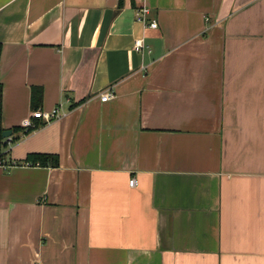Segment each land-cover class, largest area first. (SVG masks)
<instances>
[{
    "label": "crops",
    "instance_id": "obj_1",
    "mask_svg": "<svg viewBox=\"0 0 264 264\" xmlns=\"http://www.w3.org/2000/svg\"><path fill=\"white\" fill-rule=\"evenodd\" d=\"M0 44V264H264V0H0Z\"/></svg>",
    "mask_w": 264,
    "mask_h": 264
},
{
    "label": "built area",
    "instance_id": "obj_2",
    "mask_svg": "<svg viewBox=\"0 0 264 264\" xmlns=\"http://www.w3.org/2000/svg\"><path fill=\"white\" fill-rule=\"evenodd\" d=\"M149 14H150V9L147 7H141L139 9L136 10V20L138 22H141L144 26H148V27H152V28H156L158 26V23L153 20L152 22L149 23ZM134 48L137 51H142L145 48V44L144 41L142 39H138L136 40V42L134 43ZM112 97H114V94L111 91H106L103 92L101 94V99L102 101H108L109 99H111ZM66 112L62 109V106L59 105L55 108H53L50 111H45V110H36L32 113V117L34 119H41L43 120L45 123H51L54 120H58L64 116H66ZM23 126L26 127H33L34 123L31 119H26L22 122ZM10 137L6 138V140H8ZM136 183L135 179L130 180V184L132 186H134Z\"/></svg>",
    "mask_w": 264,
    "mask_h": 264
},
{
    "label": "trees",
    "instance_id": "obj_3",
    "mask_svg": "<svg viewBox=\"0 0 264 264\" xmlns=\"http://www.w3.org/2000/svg\"><path fill=\"white\" fill-rule=\"evenodd\" d=\"M2 54V44H0V59ZM33 109L36 111L40 108L42 100H43V91L39 87L33 88ZM32 128L30 127L29 130ZM21 129V127L15 128L13 131L18 133ZM6 131L4 125H3V85L0 82V158H1V150L5 144L6 138L3 137V132ZM28 163L40 165V166H58L59 165V157L57 154H51V153H33L30 156H28Z\"/></svg>",
    "mask_w": 264,
    "mask_h": 264
},
{
    "label": "water",
    "instance_id": "obj_4",
    "mask_svg": "<svg viewBox=\"0 0 264 264\" xmlns=\"http://www.w3.org/2000/svg\"><path fill=\"white\" fill-rule=\"evenodd\" d=\"M12 135V131L11 130H6L3 132V137L4 138H8Z\"/></svg>",
    "mask_w": 264,
    "mask_h": 264
}]
</instances>
